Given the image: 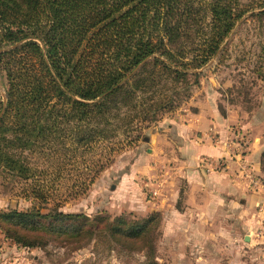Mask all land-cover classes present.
<instances>
[{
	"label": "trees",
	"instance_id": "1",
	"mask_svg": "<svg viewBox=\"0 0 264 264\" xmlns=\"http://www.w3.org/2000/svg\"><path fill=\"white\" fill-rule=\"evenodd\" d=\"M243 14L237 0H0V169L28 181L25 151L60 156L72 182L63 202L86 194L125 142L149 140H121V128L129 136L176 107L177 85L198 82ZM34 196L46 212L42 203L0 212V228L24 247H80L101 233L124 246L157 242L158 212L91 218L49 207L44 186Z\"/></svg>",
	"mask_w": 264,
	"mask_h": 264
},
{
	"label": "rangeland",
	"instance_id": "2",
	"mask_svg": "<svg viewBox=\"0 0 264 264\" xmlns=\"http://www.w3.org/2000/svg\"><path fill=\"white\" fill-rule=\"evenodd\" d=\"M237 7L244 10V14L223 43L220 53L199 69L198 82L195 83L191 76L188 82L179 83L180 103L162 111L149 126L138 129L139 124H133L134 130L129 136L122 135L124 128H121V140L125 137L134 139L138 133L149 135V140L125 142L114 152L86 194L63 202L69 194L68 187H71L68 183L72 182L64 179L66 172L58 167L59 161L64 160L60 156L55 158L57 164H54L47 156L25 151L34 172L28 181L0 169V212L38 207L42 202L34 196V191L44 186L51 195L49 207L61 204L65 212L85 213L91 218L108 213L112 217L129 214L131 218L146 219L158 212L161 225L157 242L153 245L147 242L144 246L139 242L125 243L131 247L128 248L101 233L80 247L65 240H50L44 247L28 248L7 237L0 228V264H154V261L157 264H264L263 207H258L262 213L258 220L250 222L246 208L241 205L229 207L226 199L223 204L210 202L209 206L213 205L214 209L198 210L182 208L186 197L184 191L180 195L181 208L153 211L152 202H147L155 200L152 197L154 183L158 180V172L165 170L163 160H153L148 155L152 153L148 152L153 146L150 141L152 131L161 123L196 111V104L200 101L207 104L209 95H215L222 114L231 109L236 111V117L239 110L244 115L242 120L251 116L264 124V0H237ZM5 86L6 77L0 71V92L4 96ZM237 124L240 136L247 139L246 128L240 122ZM260 124L255 126L258 132L262 129ZM234 129H231L232 134ZM71 156L72 153L68 157ZM160 165L162 170H158ZM138 168L145 170L140 172L144 174L137 172L138 179L134 178L135 184L141 185L143 202L128 199L119 186L123 173ZM42 205L46 212V204Z\"/></svg>",
	"mask_w": 264,
	"mask_h": 264
},
{
	"label": "crops",
	"instance_id": "3",
	"mask_svg": "<svg viewBox=\"0 0 264 264\" xmlns=\"http://www.w3.org/2000/svg\"><path fill=\"white\" fill-rule=\"evenodd\" d=\"M207 101L196 104V111L161 123L152 131L153 146L148 148L152 153L148 155L153 160H163L167 166L164 163L165 170L158 172L154 183L159 195L147 202H152L153 211L181 208L180 195L184 191L183 209H214L210 202L223 204L226 199L229 207L246 208L249 221L256 222L262 215L258 207L264 209V124L251 116L242 120L244 115L239 110L240 116L236 117V111L231 109L222 114L215 95H209ZM238 122L248 132L242 151L236 149L235 141L230 142L234 140L231 129H238ZM258 124L262 126L259 132L255 128ZM158 170H162L161 165ZM137 172L145 170L123 173L119 186L128 199L143 202L141 185L134 182L140 176ZM140 184L144 186L142 181Z\"/></svg>",
	"mask_w": 264,
	"mask_h": 264
},
{
	"label": "built area",
	"instance_id": "4",
	"mask_svg": "<svg viewBox=\"0 0 264 264\" xmlns=\"http://www.w3.org/2000/svg\"><path fill=\"white\" fill-rule=\"evenodd\" d=\"M234 140L230 141L231 143H233L234 141L236 142V149L239 151H242L244 145H246L247 143V139H245L244 137L240 136V131L238 129H234ZM152 194H153V198L157 197L159 195V190L158 188L154 187V189L152 190Z\"/></svg>",
	"mask_w": 264,
	"mask_h": 264
}]
</instances>
